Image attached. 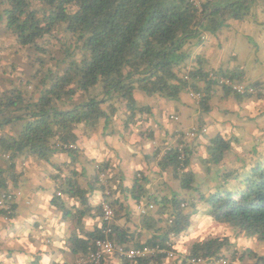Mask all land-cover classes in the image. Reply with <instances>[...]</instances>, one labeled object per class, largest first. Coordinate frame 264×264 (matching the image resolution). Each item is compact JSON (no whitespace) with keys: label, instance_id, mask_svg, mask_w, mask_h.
<instances>
[{"label":"trees","instance_id":"16d2710c","mask_svg":"<svg viewBox=\"0 0 264 264\" xmlns=\"http://www.w3.org/2000/svg\"><path fill=\"white\" fill-rule=\"evenodd\" d=\"M254 19L264 26V0H0V161L13 164L25 155L46 159L59 143L74 144L80 126L94 130L120 114L127 117L125 127L136 124L153 108L138 96L171 101L191 91L206 112L210 85L237 99L264 97L262 85L239 83L246 89L239 94L219 75L204 73L195 50L205 33L216 36L230 22ZM210 143V166L201 176L179 174L178 149L167 153L163 162L179 176L183 195L153 197L151 208L159 207L164 229L135 248L158 245L177 254L184 232L192 231L202 214L212 230L231 228L235 236L264 242V158L249 152L236 159L240 166L227 168L232 140L219 135ZM6 169L0 163V190H6ZM210 233L191 243L182 264L188 258L246 264L254 257L249 249L232 251L229 237ZM99 238L101 229L86 254ZM118 259L164 264L169 257Z\"/></svg>","mask_w":264,"mask_h":264},{"label":"crops","instance_id":"0c3cea01","mask_svg":"<svg viewBox=\"0 0 264 264\" xmlns=\"http://www.w3.org/2000/svg\"><path fill=\"white\" fill-rule=\"evenodd\" d=\"M261 23L255 19L230 22L216 36L205 33L195 48L204 73L211 71L236 83L264 87ZM210 73L209 77H214ZM190 92L171 101L138 96L153 108L136 118V124L125 127L127 117L120 114L107 125L100 122L96 129L76 134L73 149L59 143L46 159L25 155L13 165L3 158L0 163L8 174L6 190L0 193L10 196V218L5 221L0 215V264H63L84 256L92 236L102 228L100 205L104 201L114 212L110 238L130 247L148 243L156 230L164 229L160 219L165 217L156 214L159 207L151 208L153 197L183 195L179 176L163 162L172 149H178L181 162L176 171L198 176L210 166V142L219 135L232 140L227 168L240 166L241 158L249 152L255 151V159L264 158V97L237 99L210 85L206 112ZM192 130L198 133L188 137ZM236 130L240 136L235 135ZM99 174L104 176L103 184ZM206 217L202 214L197 220L198 229L192 222V231H185L184 242L176 245L178 253L164 264H182L191 243L201 238L204 230H212ZM239 237L243 235L230 239L232 251L240 250L235 247ZM182 244L186 245L183 252ZM101 264L121 261L110 255ZM246 264H264V255L254 253Z\"/></svg>","mask_w":264,"mask_h":264},{"label":"built area","instance_id":"2783aa9c","mask_svg":"<svg viewBox=\"0 0 264 264\" xmlns=\"http://www.w3.org/2000/svg\"><path fill=\"white\" fill-rule=\"evenodd\" d=\"M220 82L222 84L228 85L231 87V89L239 94H243L246 89H244L242 86L234 85L227 80L220 78ZM248 93H253L252 90H248ZM190 96L192 99L199 100V95L190 93ZM172 119L176 120L175 117H172ZM202 132H205V130H202ZM196 134L195 130H192L190 133H188L189 137H194ZM66 149H73L74 146L72 144H66L63 145ZM99 181L103 184L105 182L104 176L102 174H99ZM10 199V196L8 194L3 193L0 196V211H3L4 214V220H8V215H10V209L7 204V201ZM100 211H101V218H102V228H101V238L96 239L94 241V250L87 253L84 256H81L74 260L71 263H63V264H100V261L108 255L116 254L118 257H121L123 259H136V258H142L146 256L156 255V254H165L167 257H171L173 255V252L167 251L165 248H161L160 246H144L140 248L120 245L117 243H114L110 235L112 233V223L114 219V212L111 207V205L108 202H102L100 205ZM206 260L201 258H188L187 264H203ZM215 264H225L222 260L213 261Z\"/></svg>","mask_w":264,"mask_h":264},{"label":"rangeland","instance_id":"374dc122","mask_svg":"<svg viewBox=\"0 0 264 264\" xmlns=\"http://www.w3.org/2000/svg\"><path fill=\"white\" fill-rule=\"evenodd\" d=\"M262 29H264V28H262ZM7 55H9V53H7ZM9 59L10 60H12V58L11 57H9ZM14 59V58H13ZM18 63H20L19 61H18ZM20 66H21V68H24V67H22L23 66V64H20ZM234 85H239V86H241V84H239V83H235ZM243 85V84H242ZM144 99V98H143ZM145 118V117H144ZM111 121H112V119H111ZM143 124V123H142ZM83 126H80L78 129H77V131H76V134L78 135H83V132H85V134H86V131L84 130L83 131ZM237 132V133H236ZM236 132H235V135H237V136H240L241 134L238 132V130H236ZM243 137V136H242ZM242 139V138H241ZM79 140V139H78ZM126 167V166H125ZM215 227V226H214ZM231 228H219V229H215V228H213V230H211L210 232H209V228H208V230H204V233H203V235L202 236H200V237H204L205 235H207L208 233H210V234H212L213 233V231H214V233L213 234H215V235H218V236H227V237H229L231 240H234V237H236L235 236V234H233L234 232L233 231H231L230 230ZM207 231V232H206ZM202 233H200V235L202 234ZM237 240H238V242H237ZM235 242H237L238 243V245H235V247L236 248H238V249H240V250H242V251H244V250H246V249H250L252 252H254V253H256V254H258V255H264V242L263 241H260V240H258V239H256V238H254L253 236H247V235H243V237H239V238H237V239H235Z\"/></svg>","mask_w":264,"mask_h":264}]
</instances>
